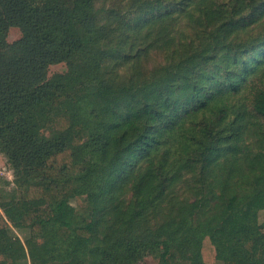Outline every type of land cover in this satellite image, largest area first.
I'll return each mask as SVG.
<instances>
[{"label": "trees", "instance_id": "obj_1", "mask_svg": "<svg viewBox=\"0 0 264 264\" xmlns=\"http://www.w3.org/2000/svg\"><path fill=\"white\" fill-rule=\"evenodd\" d=\"M125 9L0 0V146L22 206L0 190V264H20L12 227L30 264H205L204 239L223 264H264V0ZM154 49L168 60L145 71Z\"/></svg>", "mask_w": 264, "mask_h": 264}, {"label": "rangeland", "instance_id": "obj_2", "mask_svg": "<svg viewBox=\"0 0 264 264\" xmlns=\"http://www.w3.org/2000/svg\"><path fill=\"white\" fill-rule=\"evenodd\" d=\"M135 0H93V6L96 9H103L107 10L108 8H114L119 11L126 10L125 8H129ZM105 22V20H103ZM21 37V31L18 27H10L7 31V35L5 37V41L7 44H12L16 40ZM167 56L164 50L154 49L148 53V56L141 61V66L145 71H151L153 68H159L165 66L167 62ZM108 62V61H107ZM111 65V63H109ZM130 64L125 66L122 70L120 69L119 72L128 71ZM67 64L66 62H59L52 64L48 67L47 75L48 77L52 76L53 74H62L67 71ZM40 132L43 133L44 136L54 138L56 136L55 132L51 129H40ZM82 157H80V160ZM20 176V174H19ZM17 178H19L17 176ZM245 185L247 186L246 189L250 188L249 181H245ZM16 177L14 176V172L12 169V164L8 159L6 153L1 149L0 146V190L4 194H9L5 196V200H7V204L15 205V211L19 212L22 206L16 202ZM127 197H129L127 195ZM70 203L76 210H81V200L78 198H72ZM167 209L163 212L159 211L157 218H151V227L157 226V224L162 220L163 215ZM162 212V213H161ZM0 214L4 221L7 222L8 214L3 208L0 206ZM10 214V213H9ZM257 227L260 232L264 233V209L257 211ZM9 224V223H8ZM12 232L15 236V251L14 255L17 258L20 264H30V256L28 254L30 248V241L27 239L29 236V229L27 227L23 228H13ZM40 242V241H38ZM41 244V242H40ZM84 261L82 264H90L91 259L89 257L84 256ZM202 258L205 264H223V262L215 257V251L211 244L204 239L203 246H202ZM1 259V257H0ZM14 259V258H12ZM125 264H164L161 258L159 257L158 253H146L144 255L134 256L130 260H126Z\"/></svg>", "mask_w": 264, "mask_h": 264}]
</instances>
